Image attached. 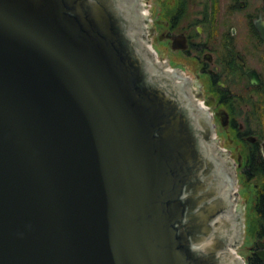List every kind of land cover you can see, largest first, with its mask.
I'll return each mask as SVG.
<instances>
[{
	"label": "water",
	"instance_id": "95a60500",
	"mask_svg": "<svg viewBox=\"0 0 264 264\" xmlns=\"http://www.w3.org/2000/svg\"><path fill=\"white\" fill-rule=\"evenodd\" d=\"M129 9L0 0V264H244L245 212L235 238L219 160Z\"/></svg>",
	"mask_w": 264,
	"mask_h": 264
},
{
	"label": "flooded vegetation",
	"instance_id": "af4514ba",
	"mask_svg": "<svg viewBox=\"0 0 264 264\" xmlns=\"http://www.w3.org/2000/svg\"><path fill=\"white\" fill-rule=\"evenodd\" d=\"M130 2L146 64L159 66L164 77L156 78L190 106L204 147L219 160L232 215L239 221L250 213L256 245L248 258L264 264V189L257 184L264 161V0ZM238 186L252 189L242 194Z\"/></svg>",
	"mask_w": 264,
	"mask_h": 264
},
{
	"label": "rangeland",
	"instance_id": "374dc122",
	"mask_svg": "<svg viewBox=\"0 0 264 264\" xmlns=\"http://www.w3.org/2000/svg\"><path fill=\"white\" fill-rule=\"evenodd\" d=\"M251 186H245L243 190V194L247 193V191H250ZM247 218H250V213L245 212V221H247ZM247 223V222H246ZM254 228L252 227L251 224H246V237L243 240L242 244L240 245L238 252L241 255L242 258L246 259L249 254L251 253L252 247L256 244L255 236H254Z\"/></svg>",
	"mask_w": 264,
	"mask_h": 264
},
{
	"label": "trees",
	"instance_id": "16d2710c",
	"mask_svg": "<svg viewBox=\"0 0 264 264\" xmlns=\"http://www.w3.org/2000/svg\"><path fill=\"white\" fill-rule=\"evenodd\" d=\"M261 164L263 168L262 170L259 171L258 176L260 175L262 177L258 178L257 184H258V187L264 189V161ZM249 264H263V263H261L260 260L257 259V257H250Z\"/></svg>",
	"mask_w": 264,
	"mask_h": 264
}]
</instances>
